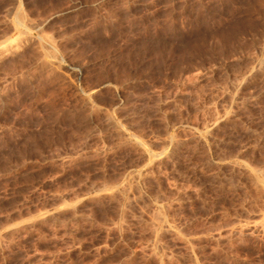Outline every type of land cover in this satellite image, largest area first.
<instances>
[{"label":"rangeland","instance_id":"rangeland-1","mask_svg":"<svg viewBox=\"0 0 264 264\" xmlns=\"http://www.w3.org/2000/svg\"><path fill=\"white\" fill-rule=\"evenodd\" d=\"M0 264H264V0H0Z\"/></svg>","mask_w":264,"mask_h":264}]
</instances>
